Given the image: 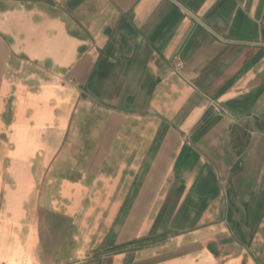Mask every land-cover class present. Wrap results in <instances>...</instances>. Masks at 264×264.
I'll list each match as a JSON object with an SVG mask.
<instances>
[{"label":"crops","instance_id":"crops-1","mask_svg":"<svg viewBox=\"0 0 264 264\" xmlns=\"http://www.w3.org/2000/svg\"><path fill=\"white\" fill-rule=\"evenodd\" d=\"M0 264H264V0H0Z\"/></svg>","mask_w":264,"mask_h":264}]
</instances>
